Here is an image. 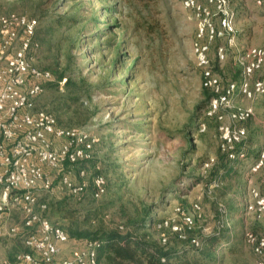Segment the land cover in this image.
Masks as SVG:
<instances>
[{
    "label": "rangeland",
    "instance_id": "374dc122",
    "mask_svg": "<svg viewBox=\"0 0 264 264\" xmlns=\"http://www.w3.org/2000/svg\"><path fill=\"white\" fill-rule=\"evenodd\" d=\"M231 5L238 45L264 44V6L256 0H231ZM0 9L39 20L33 63L50 69L55 81L36 99V109L99 137L94 163L107 177V193L96 200L90 186L81 200L63 189L44 194L48 217L81 231H137L152 244L178 251L177 264H256L245 237L249 230L264 232V214H248L245 206L251 187L264 193V168L250 170L264 144V98L252 102L255 116L246 123L248 159L225 173L229 162L220 124L207 120L213 96L203 86L193 50L199 25L194 11L181 0H0ZM61 14L78 20L58 25L54 19ZM224 42L212 43L213 64L224 80H237L241 69L233 52L224 63L217 59V46ZM204 120L208 126L201 132ZM93 174L91 166L90 183ZM182 211L195 219L186 238L159 227L166 220L182 224ZM150 219L156 222L148 226ZM15 223L18 213L9 220ZM219 231L239 251L222 246L217 260L196 259L192 239L204 241ZM23 249L21 236H4L0 264Z\"/></svg>",
    "mask_w": 264,
    "mask_h": 264
},
{
    "label": "built area",
    "instance_id": "2783aa9c",
    "mask_svg": "<svg viewBox=\"0 0 264 264\" xmlns=\"http://www.w3.org/2000/svg\"><path fill=\"white\" fill-rule=\"evenodd\" d=\"M181 2L199 19L193 50L203 86L213 96L207 120L219 122L221 149L229 158L244 161L249 156L246 123L255 116L252 102L264 98V44L238 45L231 0ZM256 3L264 6V0ZM38 28L36 17L0 9V239L19 235L24 247L2 264H99L102 242L98 239H88L85 247L60 258L61 245L69 241V233L45 214L49 203L42 198L44 194H59L63 189L65 195L81 200L91 186L92 197L99 200L107 193L108 180L102 167L94 163L97 135L84 128L63 126L51 111L36 109V99L48 83L55 81L50 69L33 63L40 48ZM217 39L226 40L217 46L218 61L224 63L233 52L241 69L239 79L224 80L216 71L211 50ZM207 120L199 124L201 132L207 130ZM91 166L94 174L90 183L87 175ZM263 168L264 144L250 170ZM250 196L245 212L263 215L264 193L251 187ZM196 207L201 208L199 204ZM13 213L19 214L20 223L10 225ZM182 222L166 220L159 227L186 238V230L195 226V219L182 211ZM245 238L256 264H264V232L249 230ZM203 244L202 240L192 239L195 248L201 249Z\"/></svg>",
    "mask_w": 264,
    "mask_h": 264
},
{
    "label": "trees",
    "instance_id": "16d2710c",
    "mask_svg": "<svg viewBox=\"0 0 264 264\" xmlns=\"http://www.w3.org/2000/svg\"><path fill=\"white\" fill-rule=\"evenodd\" d=\"M77 20L78 18L74 15L67 19L66 15L61 14L54 19V22L58 23V25H64L66 22H75ZM206 92H208V89H206ZM225 156L229 162V167L225 169V173L230 174L232 173V169L234 167L232 164L241 162V160L230 159L227 153ZM154 222L156 221L150 219V224L148 226H151ZM57 223L61 224L67 230L70 237L86 240H100L102 242V246L98 250L99 264H101L102 261H105V264H177L179 258L182 256L176 250L152 244L147 240L146 235H141L134 230L126 229L121 231L120 229H117L98 233L96 231H81L77 228L72 229L71 224L65 226L60 222ZM142 226L146 227L145 224ZM203 243L204 244L201 249L195 248L191 245V250L195 252L196 259L206 262L217 260V250L222 246L232 253L239 251L237 245L230 240L227 233L224 231L208 235L204 239Z\"/></svg>",
    "mask_w": 264,
    "mask_h": 264
},
{
    "label": "crops",
    "instance_id": "0c3cea01",
    "mask_svg": "<svg viewBox=\"0 0 264 264\" xmlns=\"http://www.w3.org/2000/svg\"><path fill=\"white\" fill-rule=\"evenodd\" d=\"M87 240L81 238L70 237L69 241L63 243L62 250L59 254L60 258L69 256L74 249L83 248L86 246Z\"/></svg>",
    "mask_w": 264,
    "mask_h": 264
}]
</instances>
